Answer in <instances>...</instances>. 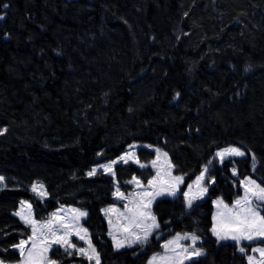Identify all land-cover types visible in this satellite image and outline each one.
Here are the masks:
<instances>
[{
	"label": "trees",
	"instance_id": "16d2710c",
	"mask_svg": "<svg viewBox=\"0 0 264 264\" xmlns=\"http://www.w3.org/2000/svg\"><path fill=\"white\" fill-rule=\"evenodd\" d=\"M0 17L2 260H20L12 246L30 228L13 213L28 200L38 218L59 205L86 210L101 264H147L164 238L187 232L205 251L187 264H248L211 228L214 199L242 193L232 168L264 186V0H0ZM134 142L165 150L186 182L218 149L246 156L218 167L192 208L158 200L149 243L117 250L102 213L113 179L88 173ZM38 181L44 201L31 189Z\"/></svg>",
	"mask_w": 264,
	"mask_h": 264
},
{
	"label": "snow or ice",
	"instance_id": "6c2138e0",
	"mask_svg": "<svg viewBox=\"0 0 264 264\" xmlns=\"http://www.w3.org/2000/svg\"><path fill=\"white\" fill-rule=\"evenodd\" d=\"M3 7H7V5ZM6 131L7 129L0 130V135ZM155 151L156 159L151 161V167L156 169V174L148 180L147 185L133 176L127 183L140 190L125 194L120 190L117 183L113 196L119 201H124L122 205L124 210L121 211L115 206L102 210L109 226L108 235L112 238L117 249L134 245L144 246L149 243L153 233L160 228V224L152 212V204L157 197H177L179 194L190 209L194 200L202 199L208 192V186L204 184L206 173H208L207 166L192 184L187 185V191L180 192V185L184 183V176L173 175L174 166L167 159V153H162L160 149ZM161 156L165 158L163 169L158 165ZM216 156L220 163H223L226 157H243L245 152L238 147H228L217 152ZM252 159L255 161V156ZM129 160L141 168L149 166L141 163L135 152H127L120 157V161L125 164ZM115 163L117 161L101 167L105 172L115 176L113 170ZM96 172L97 169L94 168L88 175H95ZM232 174L238 175L235 168L232 169ZM214 182V179L210 180V183ZM240 184L243 187V196L236 199L231 206L225 203L223 199L214 201L217 211L213 216L211 232L217 237V240H231L237 245L241 244L242 241L252 242L255 240L264 243V215L261 214L264 211V186L250 177L241 180ZM0 186H7L3 176H0ZM32 191L41 197L48 195L42 184H34ZM114 214L115 219L113 218ZM15 215L31 229V234L27 239H21L12 246L19 254V264H57L56 260L49 257L54 246H56L57 251L63 248L67 255L79 254L85 257L90 264L92 261H95V264H100L99 253L92 244L91 235L88 229L81 224V218L88 215L86 211L61 208L52 213L47 220L38 221L34 218L32 205L22 201L20 211L16 212ZM73 236L84 241L86 247H78L72 243L71 238ZM199 240L200 237L195 233L176 234L171 240H166L161 244L163 251L153 255L148 264H187V262L194 261L204 255L203 249L197 247ZM182 241H190V243L185 245ZM239 251L245 253L246 248L241 246ZM251 251L258 256L248 255V264H264V247H254ZM0 264H4L2 259H0Z\"/></svg>",
	"mask_w": 264,
	"mask_h": 264
},
{
	"label": "rangeland",
	"instance_id": "374dc122",
	"mask_svg": "<svg viewBox=\"0 0 264 264\" xmlns=\"http://www.w3.org/2000/svg\"><path fill=\"white\" fill-rule=\"evenodd\" d=\"M132 146H135V147H132ZM228 147H236V146H227V147H224V148L218 149V150L215 152V154L213 155V157L209 160V162H208L207 164H205V165L202 167L201 171H200V172H199V173H198L193 179H191L189 182H186V180H185V176H184V183L180 185V192L187 191V185L192 184L193 181H195V179L201 174V172L203 171V169H204L206 166L208 167V173H206V179H205V181H204L205 186H208V192L203 196L202 199L194 200V201H193V206H194L196 203H198V202L204 200V199L209 195V190L211 189L212 186L215 185V183H216V181H217V178L215 177L216 169H217L218 167H222V166L224 165L225 161H227L228 159L234 158V157H226L225 160H224V162H223V163H220L219 158L216 156V153H217V152L222 151L223 149L228 148ZM156 149H160L162 153L166 152L165 150L161 149L160 147L155 146V145H152V144H148V143H140V142H134V143L130 144L129 146H127V148L125 149V151H124L119 157H117L116 159L111 160V161H106V162L98 163V164L92 166L91 169H90V171H91L92 169L95 168V169H97V172H96L95 175H97V174H105V175L110 176V177L113 179L114 192H115V190H116L115 186H116L117 183L119 184L120 190H121L122 192H124L125 194H128L129 192H132V191H134V190L139 191L140 189H135L134 186L131 185V184H128L127 181L131 180L132 177L135 176V177L139 178V179L141 180V182H142L144 185H147L148 180L152 179V177L155 176V174H156V169L153 168V167H151V161H153V160L156 159V151H155ZM241 151H243V150L241 149ZM127 152H135V155H136V157L139 159V161H140L141 163H143V164H147V165H149V166L146 167V168H141L138 164L134 163V162L131 161V160H129V162H128L127 164L121 162V161H120V157L123 156V155H125V153H127ZM166 153H167V152H166ZM245 156H246V154H245ZM243 157H244V156H243ZM237 158H240V157H237ZM167 159H168V160L171 162V164L174 166L173 169H172V174H173V175H180V174L177 172L176 167H175L174 163L172 162V160H171V158H170V156H169L168 153H167ZM113 161H117V163H115V164H114V167H113V170H114V172H115V176H112L109 172H105L104 169L101 167L102 165L112 164ZM158 165L161 167V169H163V168L165 167V158H164L163 156H161L160 160L158 161ZM131 168L134 169L135 174H132V173H131V170H132ZM232 169H233V168H232ZM232 169H231V174H232ZM90 171H89V172H90ZM236 171H237V170H236ZM237 173H238V172H237ZM232 175H233V174H232ZM0 176H2V175L0 174ZM92 176H93V175H92ZM182 176H183V175H182ZM3 177H4V176H3ZM233 177H234L235 179H238V180H239V185H240V188H241V191H242L241 195L238 196V197H236V198H235L232 202H230V203H229V202H226V201H225L223 198H221V197H218V198L214 199V201H216L217 199H223L225 203H227L229 206H231V205L233 204V202H234L236 199H238V198H240L241 196H243V187H242V185L240 184V181L243 180V179H245V178H248V177H250V176L245 177V178H240V177H239V174H238V175H235V176L233 175ZM4 178H5V177H4ZM250 178H252V177H250ZM212 179H214V181H215L214 183H210V180H212ZM252 179H254V178H252ZM254 180H255V179H254ZM5 183H6V178H5ZM257 183H259V182L257 181ZM34 184H42V185L44 186V188L46 189L45 185H44L42 182H39V181H38V182H35ZM34 184H32V186H33ZM32 186H31V189H32ZM2 188H4V187H3V186H0V190H1ZM47 193H48V192H47ZM36 195H37L41 200H43V201L49 198V194H48L46 197H41V196H39L37 193H36ZM163 198H168V199H171V200H174V201H178L179 203H183L184 208H185V209H189V208L187 207L186 201H185V200H184L179 194L177 195V197H171V196L157 197L156 200L154 201V203L152 204V212H153V214H154L155 216H156V214H155V212H154V206H155V204H156V202H157L158 200L163 199ZM23 201H26L27 203H29V204L32 205V203H31L30 201H28V200H23ZM214 201H213L214 210H213V214H212V225H213V216L215 215V213H216V211H217V208H216V205H215ZM21 202H22V201H21ZM123 203H124V201H119V200H117V199L114 197V201H113L111 204L105 206L103 209L115 206V207H117V208H120L121 211H123V210H124L123 207H122ZM20 208H21V203H20V205H19V208H18L13 214L15 215L16 212L20 211ZM61 208L66 209V210H67V209H73V208H75V209H79V210H81V211H86V210H83V209H81V208H79V207H77V206H72V205H59L56 209H54L53 211L49 212V213H48L47 215H45L43 218H38V217L36 216V213H35L34 207H33V205H32V212H33L34 218H35L36 220H38V221H45V220H47L48 218L51 217V214H52V213L57 212V211H58L59 209H61ZM103 209H102V210H103ZM86 212H87V211H86ZM87 213H88V212H87ZM102 213H103V211H102ZM15 216H16V215H15ZM103 216H104L105 221L107 222V218L105 217L104 213H103ZM16 217H17L18 219H20L18 216H16ZM87 217H88V215H87ZM87 217H85V218H81V224H82V226H83L84 228H87V229H88V232H89V234L91 235V231H90V229H89V228L86 226V224H85V221H86ZM113 218L115 219V214L113 215ZM156 218H157V216H156ZM157 221H158V218H157ZM22 222H23V221H22ZM158 222H159V221H158ZM159 224H160V223H159ZM107 225H108V222H107ZM158 230H159V229H158ZM158 230H157V231H158ZM157 231L153 233V236L157 233ZM108 232H109V226H108ZM187 233H188V234H191V233H189V232H187ZM30 234H31V229H30ZM30 234H29V235H30ZM176 234H186V233H173V234H171V235H168L166 238H164L160 243L163 244L166 240H171ZM195 234H196V233H195ZM29 235H28V236H29ZM196 235H198V234H196ZM28 236H27V237H24V238H21V239H27ZM108 236H109V235H108ZM153 236H152V237H153ZM198 236H199V235H198ZM213 236H214V235H213ZM199 237H200V236H199ZM214 237L217 239L216 236H214ZM109 238L112 240V238H111L110 236H109ZM21 239H20V240H21ZM150 239H151V238H150ZM20 240H19V241H20ZM71 240H72V243H75L78 247H86V243H85L84 241H80V240H78L77 237H75V236H73V237L71 238ZM91 241H92V238H91ZM218 241H219V240H218ZM112 242H113V241H112ZM228 242L236 244V242L231 241V240H227V241H219V243H228ZM259 242H260V240H255V241H252V242L242 241L241 244H239V245L236 244L237 247H238L237 251H238V253H240V254H246V259H247L248 255H257V256H258V254H255V253H253L252 251H250V253L247 254V249H246V252H245V253H241V252L239 251V248H240L241 246L245 247L246 244H250V245H251V249L254 248V247H264V245L260 244ZM182 243L185 244V245H187V244L190 243V241H182ZM202 243H203V239L200 237V240L197 242V247L202 248V247H201V244H202ZM92 244H93V246L95 247L96 251L98 252V250H97V248H96V246L94 245L93 242H92ZM113 244H114V242H113ZM114 246H115V244H114ZM136 246H138V245H134V246H132V247H136ZM132 247H124V248H120V249H117L116 247H115V248H116L117 250H122V249H125V248H132ZM245 248H246V247H245ZM14 249H15V248H14ZM15 250H16V249H15ZM60 250H61V251H64L63 248H60ZM162 251H163V249L161 248V250H160L159 252H156V253L152 254V255L150 256V258H151L153 255L157 254V253H161ZM203 251H204V250H203ZM55 252H56V253L58 252V251L56 250V246H54V247H53V250L49 253V257H50L51 259H53V260H56V259H54V258L52 257L53 253H55ZM98 253H99V252H98ZM58 254H59V253H58ZM204 254H205V251H204ZM73 255H74V254H73ZM77 255H79V254H77ZM79 256H80V255H79ZM202 256H203V255H202ZM202 256H200V257H202ZM82 257H83V256H82ZM99 257H100V254H99ZM200 257H199V258H200ZM84 258H85V257H84ZM150 258H149V259H150ZM199 258H196V259H199ZM0 259H1V258H0ZM85 259H86V258H85ZM149 259H148V261H149ZM196 259H195V260H196ZM3 261H4V260H3ZM56 261H57V260H56ZM190 262H191V261H190ZM247 262H248V259H247ZM187 263H189V262H187ZM4 264H19V261H16V262H8V261H4ZM57 264H58V261H57ZM68 264H83V263H82V262H70V263H68ZM87 264H90V262H89L88 260H87ZM91 264H95V261H92ZM100 264H101V257H100ZM147 264H148V262H147Z\"/></svg>",
	"mask_w": 264,
	"mask_h": 264
}]
</instances>
